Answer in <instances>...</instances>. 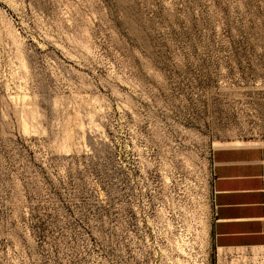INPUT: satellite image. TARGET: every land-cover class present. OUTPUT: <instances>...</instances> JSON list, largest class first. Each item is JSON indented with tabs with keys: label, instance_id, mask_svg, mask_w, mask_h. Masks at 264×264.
Segmentation results:
<instances>
[{
	"label": "rangeland",
	"instance_id": "374dc122",
	"mask_svg": "<svg viewBox=\"0 0 264 264\" xmlns=\"http://www.w3.org/2000/svg\"><path fill=\"white\" fill-rule=\"evenodd\" d=\"M223 147L264 148V0H0V264H214Z\"/></svg>",
	"mask_w": 264,
	"mask_h": 264
},
{
	"label": "crops",
	"instance_id": "0c3cea01",
	"mask_svg": "<svg viewBox=\"0 0 264 264\" xmlns=\"http://www.w3.org/2000/svg\"><path fill=\"white\" fill-rule=\"evenodd\" d=\"M211 170L214 264H264V148H219Z\"/></svg>",
	"mask_w": 264,
	"mask_h": 264
},
{
	"label": "built area",
	"instance_id": "2783aa9c",
	"mask_svg": "<svg viewBox=\"0 0 264 264\" xmlns=\"http://www.w3.org/2000/svg\"><path fill=\"white\" fill-rule=\"evenodd\" d=\"M212 179H213V177H212V170H211V182H212ZM211 201H212V206H213V197H212V195H211ZM213 211H214V206H213Z\"/></svg>",
	"mask_w": 264,
	"mask_h": 264
}]
</instances>
